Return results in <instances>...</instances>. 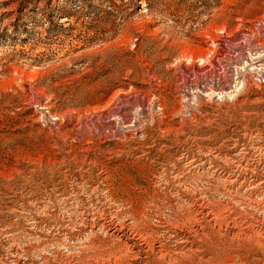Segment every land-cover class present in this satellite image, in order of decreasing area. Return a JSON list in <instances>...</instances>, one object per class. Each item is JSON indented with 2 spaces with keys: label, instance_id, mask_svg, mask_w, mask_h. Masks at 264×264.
<instances>
[{
  "label": "rangeland",
  "instance_id": "1",
  "mask_svg": "<svg viewBox=\"0 0 264 264\" xmlns=\"http://www.w3.org/2000/svg\"><path fill=\"white\" fill-rule=\"evenodd\" d=\"M253 47L264 73V0H0V264H103L78 254L95 219L178 255L204 206L264 237L261 198L217 175L264 179Z\"/></svg>",
  "mask_w": 264,
  "mask_h": 264
},
{
  "label": "bare ground",
  "instance_id": "2",
  "mask_svg": "<svg viewBox=\"0 0 264 264\" xmlns=\"http://www.w3.org/2000/svg\"><path fill=\"white\" fill-rule=\"evenodd\" d=\"M250 51H249L250 55H253L250 57V60H248V63H249L248 66L251 68V71L245 68L244 72H247V73L249 72V74L252 72L258 73L257 75L259 77L258 76H255V77L262 79V78H264V73L259 71L258 70L259 67L257 68V66H256V62L258 60H261V58L258 57V55H261L260 49L257 47H255V48L253 47V49ZM262 56L264 57L263 54H262ZM247 73H245V74H247ZM240 75H241V73H240ZM242 75H243V73H242ZM242 78H243V76H242ZM241 85H242L241 88H244L246 86V84L243 80H242ZM254 149H256V148H254ZM237 156H240V155L237 154ZM214 157L225 158V161L229 162L233 156L231 157V156H229V154H221V152H220V154L217 153V155ZM259 159H260V157H259ZM243 160H244V158H243ZM237 161H239V160H237ZM227 162H225V163H227ZM232 162L234 164V162H236V161L232 159ZM229 163H227V164H229ZM236 163H237V169L239 170V172H240V169L243 172L244 171H250L252 173L255 172L254 169L249 168V165H250L249 163H248L249 165L245 163L246 164L245 166H242L241 165L242 163L241 164L239 162H236ZM195 164H196V160H194V159L185 163L187 168H191V167L196 168V167L200 166L202 163H197L196 165ZM214 169H217V168L214 167ZM225 172H222V173L220 172L219 173L220 175L217 174L218 177L221 180H223V182L225 183L224 188H222V186L218 187V188H220L221 192H224L226 194L228 191H230V189H233L235 187H237L236 188L237 191H241L243 189L244 190L246 189L249 191V193L253 192L259 198H261V202L259 203V205H261L260 206L262 208L261 210L264 212V179L258 181V183H256V184H253V182L250 184L251 181L249 183H246V182L238 183L237 180H234L231 178L233 174L232 175L229 174L226 176L225 179H223L224 178L223 174ZM239 172H237V173H239ZM213 173H216V170H214ZM238 175H240V174H238ZM262 176L264 177V172H263ZM178 177H179V175H177V173L175 175H173V177H172V182L174 183V185H176V187L178 185ZM254 177H256V176H254ZM168 182H171V181H168ZM187 195H188V193H187ZM249 199H250V197H249ZM199 207H200V205H199ZM201 208H202V211L196 212L195 214L192 212H184V213H187V215H188V213L190 214L191 217H189V216L188 217L191 218V220H190V222L187 223V225L186 224L183 225V227H185V230H184V233L181 235H182L184 242L182 241L183 242V247L181 248L182 252L178 255H173L172 253L167 251L163 246H159L156 248L154 245L155 241L149 240L150 238L149 239L145 238V236H141V240L138 239V242H139L138 243V249L139 250L137 252L132 251L133 244H132V246H129L128 244H126L122 248V247H120L121 245L119 246V242L121 239L118 236L121 229L111 228V226L100 224V221H98L96 219L93 220L92 225L94 227H97L99 229V231L105 235L106 240H104V239L101 241L95 240L96 234H94L92 232L91 237L87 239L86 243L82 244V246L79 247L80 250H79V252L78 251L77 252H78V254L87 253L90 255V257L94 258L95 261H97V262L100 261V263L103 262V264H125V262H127L125 260L127 257L125 256L126 258L124 259V257H123L124 254L120 255V253H122V252L126 253V255H128L129 257H132L131 258L132 262L130 261L131 264H217V262H220L221 264H264V237L263 236H260L258 233H256V231L254 232V230L252 231L251 229L247 228V229H239L238 230L239 233H237V234L235 233L236 234L235 236L231 237V239H227L228 237L226 236V234H227L228 230H225V229H226V227H228V225L227 224L225 225V223L222 220H218L215 217L209 216L211 213H204L206 210L209 209V207L204 206V208L203 207H201ZM198 209H200V208H198ZM185 210H187V209H185ZM250 212H252V211H250ZM250 212L248 211V214ZM136 214H137V211L133 210L130 214V217H131V221L133 223V228L131 230L132 231L131 233L135 232L134 234L137 235L138 225L136 224V221H135ZM252 214H253V212H252ZM179 215H177L176 219H180V222L182 225L185 222H183V220L179 217ZM196 215H198V216H196ZM182 216H183V213H182ZM199 216H200V218H198ZM252 217H249V218L251 219ZM255 217H256V215H255ZM256 222H257V220H256ZM108 223H109V221H108ZM247 223H249V222H247ZM125 226H127V224L125 225V223H122L120 225L121 228H123ZM251 226H253V224ZM247 227H249V226L247 225ZM222 231H224L223 234L221 233ZM111 237H117V240H119V241L115 240V243L110 244L107 241V239H110ZM222 238H224V244H223V248H222V252H221L217 248L218 245L216 243H219ZM128 252H129V254H132V255H129ZM141 255H142V257H140ZM103 258H105V260H102ZM78 260H79V258H78ZM17 262L18 261L13 262V264H17Z\"/></svg>",
  "mask_w": 264,
  "mask_h": 264
}]
</instances>
